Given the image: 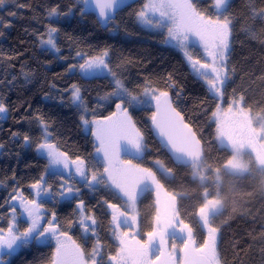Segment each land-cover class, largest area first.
<instances>
[{"label":"snow or ice","instance_id":"snow-or-ice-1","mask_svg":"<svg viewBox=\"0 0 264 264\" xmlns=\"http://www.w3.org/2000/svg\"><path fill=\"white\" fill-rule=\"evenodd\" d=\"M8 18L28 20L21 43L34 55L0 49V87L47 90L0 143L39 169L4 168L0 264H264V0H0V36ZM121 34L178 53L183 79L108 43ZM53 63L62 71L48 79ZM55 109L68 110L75 138ZM10 111L0 95V120ZM221 169L257 187L219 223L218 188L181 209L185 193L166 183L203 186L211 170L219 185ZM235 220L256 227L229 241V257L222 233Z\"/></svg>","mask_w":264,"mask_h":264},{"label":"trees","instance_id":"trees-1","mask_svg":"<svg viewBox=\"0 0 264 264\" xmlns=\"http://www.w3.org/2000/svg\"><path fill=\"white\" fill-rule=\"evenodd\" d=\"M235 3H238L239 0H234ZM6 11V10H5ZM25 17L31 15L27 9L20 10ZM12 22V26L8 28L3 36H0V49L11 53L13 49L23 52L25 48L29 49V52L23 57L25 60L28 59L29 55H34L31 50V44L25 43L22 44L21 41H30V37L25 36L24 26L28 23L26 19H13L8 18ZM85 28H90V25H85ZM104 37L101 36V40ZM108 43L115 44L116 47L123 48L125 51H131L132 53L138 56L147 57L152 61L150 65V70L158 72L174 71L176 72L181 79L184 77L185 68L181 63L178 53L160 47L141 35V36H130L126 37L121 34L115 38H108ZM17 69L19 68V63L16 62ZM49 70L47 72L48 79L53 78V73H59L62 71L55 63L48 66ZM3 78L2 72H0V79ZM43 77L41 76V79ZM186 85L188 88V93L191 95H196L199 93V85L195 84L192 80H187ZM47 90V85L42 84L38 81H34L30 84H18L15 88L9 90L8 88L0 87V95H5L10 97V102L16 105L17 111H10L8 113L7 119L0 120V143H7L11 132L20 130L26 125L17 123L18 114L23 115V109L27 108V104L23 103L24 101H33V107H36L35 101L40 100L43 97L44 91ZM95 96V93H92ZM57 115L62 119H65L66 126L71 129V135L73 138L76 137V130L72 124V118L67 109H55ZM207 154L210 151L208 145L204 149ZM212 153L215 155L214 147L212 148ZM245 158L247 156L245 155ZM207 160V155L205 156ZM36 161L33 158V154L30 152L21 151L19 158L17 159L14 155L12 158H9L7 155L0 153V179H3L4 168L6 165L15 166L20 175H35L38 174L39 169L36 168ZM31 166V171L29 169ZM208 178L205 185H201L199 181L192 182H181L179 178L171 183L172 187L176 188L179 191L185 193V198L181 199L180 206L181 209L189 207L195 203L199 198L202 187H206L211 194H214L218 190L224 198L223 208L219 210V215L215 217L216 222H220L224 216L229 214L233 207V201L237 204L244 203L251 198L250 193L254 191L257 187L256 182L249 177H240L236 176L234 173H231L227 169H221L219 176L222 178L219 185L216 184V179L211 170L208 171ZM3 186H0V198L5 195ZM256 227L252 223H245L243 220H235L231 223L230 226H225L222 233L223 243L222 247L226 248L229 257L231 255V248L229 247V241L233 239H238L241 242L248 240L247 233ZM242 247H245L246 244L242 243ZM38 255L37 253H33ZM33 254H27V258L31 259ZM243 255V253H242ZM25 260V254H21L17 258L16 264H22Z\"/></svg>","mask_w":264,"mask_h":264},{"label":"rangeland","instance_id":"rangeland-1","mask_svg":"<svg viewBox=\"0 0 264 264\" xmlns=\"http://www.w3.org/2000/svg\"><path fill=\"white\" fill-rule=\"evenodd\" d=\"M233 131L237 132V134H239V130L238 129H233ZM226 170V169H225ZM228 171H230V169H227ZM231 172V171H230ZM212 173L214 174L215 179L217 178V174L215 172L212 171ZM232 173V172H231ZM166 203V202H165Z\"/></svg>","mask_w":264,"mask_h":264}]
</instances>
